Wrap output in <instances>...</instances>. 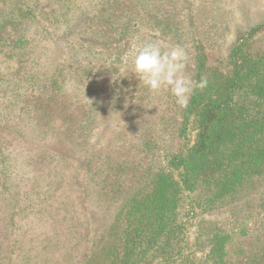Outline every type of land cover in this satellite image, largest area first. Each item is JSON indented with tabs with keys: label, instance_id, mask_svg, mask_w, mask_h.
Masks as SVG:
<instances>
[{
	"label": "rangeland",
	"instance_id": "1",
	"mask_svg": "<svg viewBox=\"0 0 264 264\" xmlns=\"http://www.w3.org/2000/svg\"><path fill=\"white\" fill-rule=\"evenodd\" d=\"M246 36L264 51V0H0V264L90 260L146 174L179 151L185 107L132 72L139 45L183 47L191 77L227 72ZM230 210L190 221L200 238L161 264L252 262L264 205L254 195ZM208 226L227 235L224 262L206 257Z\"/></svg>",
	"mask_w": 264,
	"mask_h": 264
},
{
	"label": "trees",
	"instance_id": "2",
	"mask_svg": "<svg viewBox=\"0 0 264 264\" xmlns=\"http://www.w3.org/2000/svg\"><path fill=\"white\" fill-rule=\"evenodd\" d=\"M247 36L228 53L227 72L214 64L197 66L191 74L194 81L206 79L207 86L196 89L184 108L179 151L166 169L146 174L144 186L116 212L107 230L110 241L77 264L183 260L182 250L202 235L198 227L188 235L190 221H204L206 214L226 206L236 207L230 210L235 215L254 195L264 205V51L252 55ZM203 228L206 257L224 262L227 235ZM30 258L29 264L39 263ZM251 261L246 263L264 264V244Z\"/></svg>",
	"mask_w": 264,
	"mask_h": 264
},
{
	"label": "clouds",
	"instance_id": "3",
	"mask_svg": "<svg viewBox=\"0 0 264 264\" xmlns=\"http://www.w3.org/2000/svg\"><path fill=\"white\" fill-rule=\"evenodd\" d=\"M187 62L183 47L166 48L159 41H148L137 47L132 72L150 92L168 90L177 105L187 107L193 92L207 86L206 79L197 82L185 74Z\"/></svg>",
	"mask_w": 264,
	"mask_h": 264
}]
</instances>
